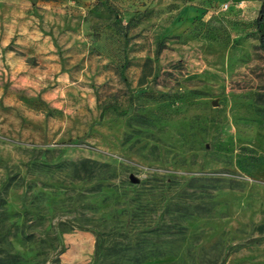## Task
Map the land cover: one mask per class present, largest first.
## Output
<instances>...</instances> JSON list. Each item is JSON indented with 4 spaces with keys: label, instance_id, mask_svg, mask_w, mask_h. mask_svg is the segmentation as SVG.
I'll return each instance as SVG.
<instances>
[{
    "label": "rangeland",
    "instance_id": "rangeland-1",
    "mask_svg": "<svg viewBox=\"0 0 264 264\" xmlns=\"http://www.w3.org/2000/svg\"><path fill=\"white\" fill-rule=\"evenodd\" d=\"M264 0H0V264H264Z\"/></svg>",
    "mask_w": 264,
    "mask_h": 264
},
{
    "label": "trees",
    "instance_id": "trees-1",
    "mask_svg": "<svg viewBox=\"0 0 264 264\" xmlns=\"http://www.w3.org/2000/svg\"><path fill=\"white\" fill-rule=\"evenodd\" d=\"M257 28L260 33V42L261 46L264 50V5L260 11L258 20H257Z\"/></svg>",
    "mask_w": 264,
    "mask_h": 264
}]
</instances>
